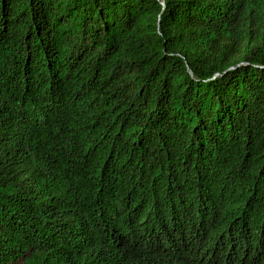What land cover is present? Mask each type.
I'll return each instance as SVG.
<instances>
[{"label":"trees","instance_id":"16d2710c","mask_svg":"<svg viewBox=\"0 0 264 264\" xmlns=\"http://www.w3.org/2000/svg\"><path fill=\"white\" fill-rule=\"evenodd\" d=\"M0 264H264V0H0Z\"/></svg>","mask_w":264,"mask_h":264}]
</instances>
